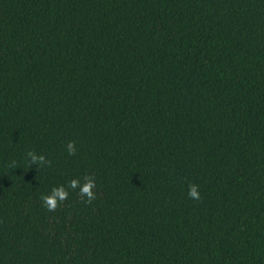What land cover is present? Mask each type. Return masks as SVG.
Returning a JSON list of instances; mask_svg holds the SVG:
<instances>
[{"label": "trees", "instance_id": "obj_1", "mask_svg": "<svg viewBox=\"0 0 264 264\" xmlns=\"http://www.w3.org/2000/svg\"><path fill=\"white\" fill-rule=\"evenodd\" d=\"M0 264H264V0H0Z\"/></svg>", "mask_w": 264, "mask_h": 264}, {"label": "clouds", "instance_id": "obj_2", "mask_svg": "<svg viewBox=\"0 0 264 264\" xmlns=\"http://www.w3.org/2000/svg\"><path fill=\"white\" fill-rule=\"evenodd\" d=\"M67 151L69 155H72L76 152L75 142L69 141L67 143ZM27 157L29 158V162L32 165L42 166L49 161L46 160L44 154H38L34 151H28ZM79 189V192L82 196H86L87 200L90 202L94 198L93 189L95 188V179L91 176H85L83 180L81 178H72L67 186L64 184L53 186L51 191L45 194H42L41 201L44 206H46L49 210H53L57 207V205L65 200L68 197V189ZM199 186L197 184H190L188 186L187 195L189 198L193 200H199L201 198L200 192L198 191Z\"/></svg>", "mask_w": 264, "mask_h": 264}]
</instances>
